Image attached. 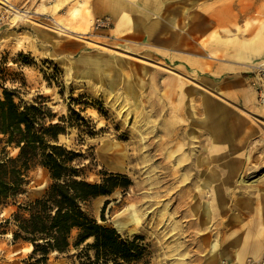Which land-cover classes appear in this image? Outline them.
Masks as SVG:
<instances>
[{"label":"rangeland","instance_id":"rangeland-1","mask_svg":"<svg viewBox=\"0 0 264 264\" xmlns=\"http://www.w3.org/2000/svg\"><path fill=\"white\" fill-rule=\"evenodd\" d=\"M159 1L144 40L131 12L120 23L99 15L96 0H0V95L16 90L17 102L45 105L56 122L81 114L83 129L59 140L81 155L88 181H131L94 200L91 214L144 238L149 264H230L244 236L250 251L264 239L263 212L241 211L263 207L264 107L251 71L264 64V0ZM180 54L191 62L175 61ZM28 176L20 204L51 183L39 167ZM16 211L0 205V224ZM0 233V264H37L12 226ZM79 252L47 264H80Z\"/></svg>","mask_w":264,"mask_h":264},{"label":"trees","instance_id":"trees-1","mask_svg":"<svg viewBox=\"0 0 264 264\" xmlns=\"http://www.w3.org/2000/svg\"><path fill=\"white\" fill-rule=\"evenodd\" d=\"M16 98L17 91L7 88L0 95V205L17 206L0 230L12 226L13 242L30 244V258L37 264H47L53 253L66 254L72 247L80 250V264H149L144 238L125 237L91 214L94 200L126 189L131 181L120 174H102L98 183L88 181L90 170L78 162L81 155L59 140L68 128L83 129L87 122L81 114L71 110L56 122L57 116L45 105ZM37 167L48 172L51 183L42 197L20 204L18 198L27 194L30 184L28 174Z\"/></svg>","mask_w":264,"mask_h":264},{"label":"crops","instance_id":"crops-1","mask_svg":"<svg viewBox=\"0 0 264 264\" xmlns=\"http://www.w3.org/2000/svg\"><path fill=\"white\" fill-rule=\"evenodd\" d=\"M96 2H101L103 5H96L97 8V13H99V15H110L113 17L114 20L119 19V22L121 23V17L123 16L124 12H131L130 14L133 16L134 18H136V35L139 37H143V39H148L146 37V34L144 33V31H146L147 27H149L151 25L148 20H145V18L148 17V15H152L151 11L156 12L158 8H160V4L161 3L159 0H141V1H130V0H96ZM135 9V14H133V10ZM159 10V9H158ZM130 15V16H131ZM155 15V14H154ZM153 15V16H154ZM142 19V20H140ZM144 20L148 21V23L146 22V24H144ZM152 25L154 27V22H152ZM120 29V28H119ZM209 28L204 27L201 29L200 33H204L208 30ZM125 33H128L129 30L124 31ZM137 38V37H136ZM175 61H178L180 64H182L183 62L186 63H190V60H186L181 54L179 56H175L174 57ZM193 65V63H192ZM262 197V201H263V207L261 209V211H256L255 209H241V211L243 212H263V217H262V221L264 222V193L261 195ZM255 227V226H254ZM249 226L247 228H239L237 229L240 232H249L251 233L252 231H255L256 229ZM246 229V230H245ZM250 237L244 236L243 238V245H241L240 249L238 252H234L232 254V252L230 253V255L232 257H235L234 260H232L230 262V264H248L246 261L247 258L249 257H253V256H257L259 254L263 255L264 258V239L256 240V243L258 242V244L260 243V246H258L259 251H250L249 248V242H250ZM29 251L32 250L31 247L28 248ZM262 258V260H263ZM259 264H263L262 261Z\"/></svg>","mask_w":264,"mask_h":264},{"label":"built area","instance_id":"built-area-1","mask_svg":"<svg viewBox=\"0 0 264 264\" xmlns=\"http://www.w3.org/2000/svg\"><path fill=\"white\" fill-rule=\"evenodd\" d=\"M97 27L106 26V22H97ZM252 73V86L256 92L258 104L264 107V64H260L253 67ZM264 264V258L262 260Z\"/></svg>","mask_w":264,"mask_h":264}]
</instances>
